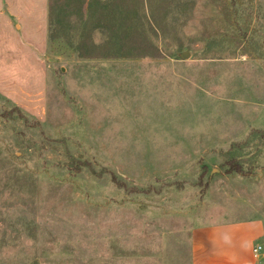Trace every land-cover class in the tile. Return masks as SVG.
Masks as SVG:
<instances>
[{"label":"rangeland","instance_id":"1","mask_svg":"<svg viewBox=\"0 0 264 264\" xmlns=\"http://www.w3.org/2000/svg\"><path fill=\"white\" fill-rule=\"evenodd\" d=\"M242 201L264 224V0H0V264H193Z\"/></svg>","mask_w":264,"mask_h":264},{"label":"crops","instance_id":"2","mask_svg":"<svg viewBox=\"0 0 264 264\" xmlns=\"http://www.w3.org/2000/svg\"><path fill=\"white\" fill-rule=\"evenodd\" d=\"M245 207L242 201V222L222 220L216 226L195 231L193 264H253L250 256L254 258L253 251L260 246L264 224L261 216L254 214L253 206L248 212Z\"/></svg>","mask_w":264,"mask_h":264},{"label":"trees","instance_id":"3","mask_svg":"<svg viewBox=\"0 0 264 264\" xmlns=\"http://www.w3.org/2000/svg\"><path fill=\"white\" fill-rule=\"evenodd\" d=\"M113 179H114V181L116 182L117 185H119V186L122 187V188L125 187V184L119 182V181H118V178H117L115 175H113ZM135 191L140 192L139 190H135ZM150 191H152V190H148V192H150ZM142 192H143V191H142ZM148 192H146V193H148Z\"/></svg>","mask_w":264,"mask_h":264},{"label":"built area","instance_id":"4","mask_svg":"<svg viewBox=\"0 0 264 264\" xmlns=\"http://www.w3.org/2000/svg\"><path fill=\"white\" fill-rule=\"evenodd\" d=\"M262 247L261 246H257L255 249H254V256L257 258V257H259V255H260V252L262 251Z\"/></svg>","mask_w":264,"mask_h":264},{"label":"water","instance_id":"5","mask_svg":"<svg viewBox=\"0 0 264 264\" xmlns=\"http://www.w3.org/2000/svg\"><path fill=\"white\" fill-rule=\"evenodd\" d=\"M188 58H189V53L188 52L184 53L183 54V59L187 60Z\"/></svg>","mask_w":264,"mask_h":264}]
</instances>
